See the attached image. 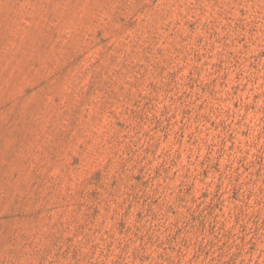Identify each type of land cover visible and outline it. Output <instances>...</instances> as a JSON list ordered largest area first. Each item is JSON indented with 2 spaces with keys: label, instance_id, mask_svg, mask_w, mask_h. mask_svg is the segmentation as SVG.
Masks as SVG:
<instances>
[{
  "label": "rangeland",
  "instance_id": "rangeland-1",
  "mask_svg": "<svg viewBox=\"0 0 264 264\" xmlns=\"http://www.w3.org/2000/svg\"><path fill=\"white\" fill-rule=\"evenodd\" d=\"M0 264H264V0H0Z\"/></svg>",
  "mask_w": 264,
  "mask_h": 264
}]
</instances>
